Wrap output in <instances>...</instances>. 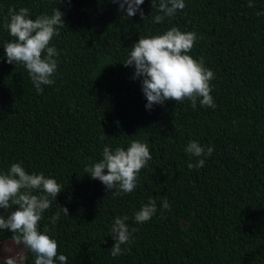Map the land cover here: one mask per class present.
<instances>
[{"label":"trees","instance_id":"trees-1","mask_svg":"<svg viewBox=\"0 0 264 264\" xmlns=\"http://www.w3.org/2000/svg\"><path fill=\"white\" fill-rule=\"evenodd\" d=\"M159 2L144 0L142 19L113 0H0V172L22 161L28 173L63 186L39 227L51 230L67 264H264V14L257 15L264 0L253 7L248 0H185L183 10L154 23ZM21 7L33 19L56 7L64 14L50 44L58 52L55 83L42 85V94L4 55L14 39L5 28L9 9ZM173 26L197 34L189 55L214 72L215 108L199 99L195 108L187 99L145 107L141 80L123 62L140 37ZM132 140L147 143L152 159L134 191L106 193L85 167L102 159L106 144L127 149ZM191 140L214 151L197 158L185 152ZM201 158L203 167H188ZM149 198L157 212L138 224L134 215ZM165 198L170 210L162 209ZM124 215L136 231L113 257L111 225ZM8 238L12 232L0 230V240ZM34 260L26 247L22 264Z\"/></svg>","mask_w":264,"mask_h":264},{"label":"clouds","instance_id":"clouds-1","mask_svg":"<svg viewBox=\"0 0 264 264\" xmlns=\"http://www.w3.org/2000/svg\"><path fill=\"white\" fill-rule=\"evenodd\" d=\"M128 17L139 12L143 19L144 12L140 6L144 0H113ZM63 3V0H60ZM185 0H160L158 12L153 17L154 23H161L165 17H172L178 10L185 8ZM252 0H248V7H253ZM264 13L257 12V15ZM63 13L58 7L51 15L41 14L34 19L27 7L19 10L9 9V21L5 24L9 35L14 39L3 45L7 63L22 65L38 93H43L42 85L55 83L53 76L57 71L58 52L50 46L58 29L65 25ZM198 36L193 31L183 32L178 27H171L162 34L140 37L131 46L128 58L123 64L134 66L133 79L140 78L141 88L146 97V108L151 110L153 105H163L166 101L180 102L185 99L196 107L199 99L201 106L215 108L211 95L210 81L214 79V72L205 67L203 58H193L189 55ZM214 148L201 145L196 140L188 142L185 152L197 158L207 157ZM152 159L149 146L140 140H132L125 149L123 146L113 148L106 144L102 151V159L85 167L84 173L92 179H98L105 185L106 193L117 189L113 194L131 193L137 187L138 174L148 161ZM205 159H198L188 167L201 168ZM107 169V172H105ZM63 186L55 178L46 177L43 172L28 173L23 162L10 165L6 172H0V230L12 232V238L22 243L35 254L34 264H67L68 257L58 255L57 240L50 235V229L45 226L40 230L43 214L51 207L52 200H56ZM14 206H18L15 207ZM162 209L170 210V204L165 198ZM65 214H69L63 207ZM157 212L156 201L149 198L134 215L138 224L149 221ZM59 213L51 217L54 225ZM127 215L117 216L111 225L110 234L115 241L110 248L111 255L117 257L123 254L122 244L132 240V233L136 231L126 223ZM23 259V257H21ZM6 264H17L16 259L9 257Z\"/></svg>","mask_w":264,"mask_h":264},{"label":"rangeland","instance_id":"rangeland-1","mask_svg":"<svg viewBox=\"0 0 264 264\" xmlns=\"http://www.w3.org/2000/svg\"><path fill=\"white\" fill-rule=\"evenodd\" d=\"M181 224L183 227H187L189 226V221L186 218H182ZM25 255L26 247L22 243H17L13 238L0 240V264H6V260L9 257L16 259L17 264H22Z\"/></svg>","mask_w":264,"mask_h":264}]
</instances>
